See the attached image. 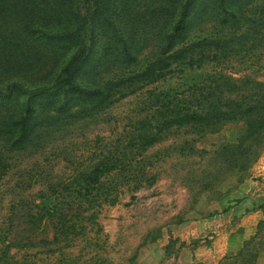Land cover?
<instances>
[{
    "label": "rangeland",
    "instance_id": "obj_1",
    "mask_svg": "<svg viewBox=\"0 0 264 264\" xmlns=\"http://www.w3.org/2000/svg\"><path fill=\"white\" fill-rule=\"evenodd\" d=\"M0 264H264V0H0Z\"/></svg>",
    "mask_w": 264,
    "mask_h": 264
},
{
    "label": "trees",
    "instance_id": "obj_2",
    "mask_svg": "<svg viewBox=\"0 0 264 264\" xmlns=\"http://www.w3.org/2000/svg\"><path fill=\"white\" fill-rule=\"evenodd\" d=\"M187 10V9H186ZM186 10L183 12L182 17L180 18V22L178 23L177 27H176V31H182L183 30V24L186 20V18H188V13L186 12ZM70 68H68L69 70ZM250 112L254 113L255 112V108H250Z\"/></svg>",
    "mask_w": 264,
    "mask_h": 264
}]
</instances>
